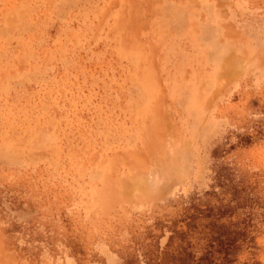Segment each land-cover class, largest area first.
<instances>
[{"label":"rangeland","instance_id":"1","mask_svg":"<svg viewBox=\"0 0 264 264\" xmlns=\"http://www.w3.org/2000/svg\"><path fill=\"white\" fill-rule=\"evenodd\" d=\"M0 264H264V0H0Z\"/></svg>","mask_w":264,"mask_h":264}]
</instances>
